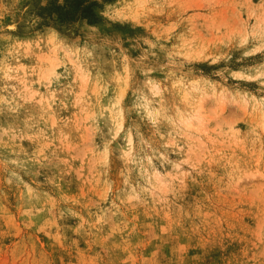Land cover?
<instances>
[{
	"label": "rangeland",
	"instance_id": "1",
	"mask_svg": "<svg viewBox=\"0 0 264 264\" xmlns=\"http://www.w3.org/2000/svg\"><path fill=\"white\" fill-rule=\"evenodd\" d=\"M47 1L0 0V264H264V0Z\"/></svg>",
	"mask_w": 264,
	"mask_h": 264
},
{
	"label": "trees",
	"instance_id": "2",
	"mask_svg": "<svg viewBox=\"0 0 264 264\" xmlns=\"http://www.w3.org/2000/svg\"><path fill=\"white\" fill-rule=\"evenodd\" d=\"M99 6L100 3L96 0H49L39 7V12L45 17V21L47 17L50 19L47 22L68 23L77 19H87L92 22L99 18L96 12Z\"/></svg>",
	"mask_w": 264,
	"mask_h": 264
}]
</instances>
